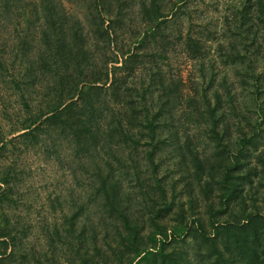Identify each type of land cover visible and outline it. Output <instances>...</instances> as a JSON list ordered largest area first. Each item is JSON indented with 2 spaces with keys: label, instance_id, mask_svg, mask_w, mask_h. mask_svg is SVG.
Masks as SVG:
<instances>
[{
  "label": "trees",
  "instance_id": "obj_1",
  "mask_svg": "<svg viewBox=\"0 0 264 264\" xmlns=\"http://www.w3.org/2000/svg\"><path fill=\"white\" fill-rule=\"evenodd\" d=\"M171 1L138 0L143 29L131 48L121 31L126 0H89L84 17L64 0H0V79L18 99L14 128L0 130V264H16L22 246L5 209L18 188L16 161L1 162L16 144L25 153L71 149L83 168L95 165L93 195L63 223L79 256L101 254L106 242L117 264H264V0H218L215 30L199 0H173L168 13ZM177 22L201 81L195 94L157 62L169 58ZM183 104L203 138L176 125ZM166 145L182 176L170 183L161 175ZM179 186L186 202L176 200ZM132 202L146 212L140 219Z\"/></svg>",
  "mask_w": 264,
  "mask_h": 264
},
{
  "label": "rangeland",
  "instance_id": "obj_2",
  "mask_svg": "<svg viewBox=\"0 0 264 264\" xmlns=\"http://www.w3.org/2000/svg\"><path fill=\"white\" fill-rule=\"evenodd\" d=\"M64 1L66 7L70 9L73 15L84 17L83 6L87 7L89 0ZM137 2L138 0H126L127 7L124 9L125 25L121 28L122 33L125 35L123 47L134 48V35L139 29H143L141 18L136 8ZM172 3H174L173 0L165 6L168 13L173 7ZM197 5L200 15L208 19L211 28L215 30L214 27L218 26L220 29L222 25L221 17L223 16L222 10H224L223 5L218 3V0L212 2L199 0ZM114 6L115 11H117L118 5L115 4ZM172 27L169 38L172 44L169 48V58L157 60L158 65L166 70L169 79L183 80L185 94L187 91L195 94L197 88L200 87L197 83L201 84V81L184 47L177 39L179 30L182 29V24L180 22L173 23ZM211 43L214 45L215 42ZM113 49L115 48L113 47ZM258 69H263L261 64L258 65ZM229 78L234 83L236 82V78L232 73H229ZM199 91L200 93L202 92L201 89ZM17 103L18 99L14 95V91L8 89L0 79V130H3L6 134L14 128L13 124L17 122L18 117H16L14 112V107H18ZM189 113L190 110L186 104L180 105L177 110L176 125L181 126L182 124L184 125L182 127L190 135L194 137L197 135L203 138V131L197 129L191 120H186ZM245 113L250 122L254 123L256 120L255 112L246 110ZM244 129L246 133L250 134V127L246 121H243V131ZM259 130L260 128H258ZM243 131L233 128L231 132L233 137H239ZM262 141L264 145V140ZM23 149L21 144H16L9 148L8 153L1 155L2 163L5 162V159L16 161L15 180L18 188L15 189L12 205L5 207L7 213L14 217L12 218L13 221L18 224L20 240L22 239L21 252L19 251L17 254L16 264H79L81 256H85V259L89 260L90 264L92 261H96L98 264H117V260L113 257L114 255L108 251L106 242L102 243L103 250L101 254L83 250L80 256L77 255V251L74 248L76 241L69 238L67 233L69 225H63L65 219L78 211L84 201L86 204L89 201V196L93 195L94 191L88 185H92L89 179L90 176H93L95 165L89 161L88 166L83 168L81 166L83 162L77 160L81 156L77 157L74 151L67 148L62 149L59 155L53 152L48 154L44 148L31 149L26 153ZM175 161L177 160L175 159L173 146L166 145L161 152V175H168L170 177L167 179L169 183L171 178H182L180 176V168L175 164ZM131 193L134 195L133 190ZM195 198L201 212L205 213L207 207L203 198L196 197V195ZM187 199L186 192H182V187L179 186L177 202L180 200L186 202ZM90 201L89 206L92 209L94 207L96 211L99 205L98 201H94L92 197ZM131 206L135 211L133 213L137 212V215H135L137 219L146 214L145 211H142V204L132 202ZM176 217H178L177 209L168 218L171 220ZM95 224L96 230L99 231L98 222L95 221ZM55 227L61 229L60 237L54 235ZM89 228L91 229L92 225H89ZM88 241L91 245L94 243L93 240ZM110 241L112 240L110 239Z\"/></svg>",
  "mask_w": 264,
  "mask_h": 264
}]
</instances>
